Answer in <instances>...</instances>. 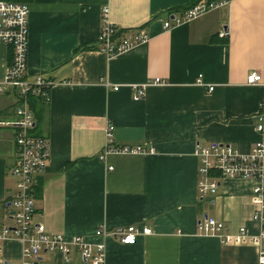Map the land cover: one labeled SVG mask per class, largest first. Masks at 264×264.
<instances>
[{
	"label": "crops",
	"instance_id": "crops-1",
	"mask_svg": "<svg viewBox=\"0 0 264 264\" xmlns=\"http://www.w3.org/2000/svg\"><path fill=\"white\" fill-rule=\"evenodd\" d=\"M23 1L29 6L26 73L54 82L48 100L33 96L31 106L29 98L33 134L50 147L45 169L32 179L34 220L67 238L103 241L105 264H258L254 245L224 244L196 229L205 216L232 231L264 228V218L252 220L253 179L224 178L214 193L200 195L193 151L197 144L223 143L247 153L264 142L254 121L264 91L245 82L252 70L264 74V0H228L170 29L164 21L199 0ZM104 4L118 33L143 29L148 40L110 57L97 49ZM10 59L11 49L0 44V78ZM155 78L166 84L134 97L130 85ZM9 98L0 94V119H15L17 98ZM106 121L114 145L140 144L153 152L100 159ZM0 128L1 227L11 225L6 200L14 190L16 127ZM128 225L151 233L134 244L94 235L99 227ZM21 246L9 238L0 255L19 263ZM33 262L88 264L77 252L66 258L60 251H41Z\"/></svg>",
	"mask_w": 264,
	"mask_h": 264
},
{
	"label": "built area",
	"instance_id": "built-area-1",
	"mask_svg": "<svg viewBox=\"0 0 264 264\" xmlns=\"http://www.w3.org/2000/svg\"><path fill=\"white\" fill-rule=\"evenodd\" d=\"M228 4V0H199L187 7L181 14L172 15L164 21V29L183 22H188L199 16ZM28 17L29 6L26 3L0 0V44L11 49V59L5 64L3 75L0 78V94H9L17 98L14 107L15 119H0V126L16 127L14 136L15 159L10 168L14 177L13 193L6 200L9 209L11 225L0 227V252L4 241L16 238L21 242V261L19 263L6 261L0 255V264H34V259L41 251H60L66 258L71 252H77L83 261L88 264H105L106 246L103 241L91 242L82 235H73L69 238L63 234L51 233L46 230L42 222L34 220L35 201L32 190V179L42 172L50 157L49 141L43 136L34 135V114L29 106V97L49 99V91L54 83L43 74L29 75L27 69L28 52ZM100 30L97 36L98 47L108 57L125 51L139 43L148 40V34L139 29L131 35H121L109 18V5L101 7ZM221 36H227L222 30ZM196 82L202 85L201 76ZM248 85H258L264 91V74L250 71L245 77ZM166 82L159 78L143 84L130 85L135 90L134 97L144 94L149 85H164ZM114 89H118L115 86ZM213 85L208 87V91ZM255 130L264 131V101L260 103L255 114ZM113 125L106 121L104 133L105 142L100 159L113 153H152V147L135 145L116 146L112 138ZM193 154L199 160L198 192L200 195L212 194L218 188L220 180L224 178L253 179L251 187V201L256 205L252 220L261 221L264 218V142L259 140L247 153H241L230 144L212 143L195 146ZM112 169V166H108ZM197 232L205 236H214L224 244L254 245L257 248V262L264 264V228L255 233L241 225L232 231L221 220L205 216L196 223ZM147 226L128 225L114 229L97 228L95 236L102 238L112 237L123 244H134L140 234H150Z\"/></svg>",
	"mask_w": 264,
	"mask_h": 264
},
{
	"label": "rangeland",
	"instance_id": "rangeland-1",
	"mask_svg": "<svg viewBox=\"0 0 264 264\" xmlns=\"http://www.w3.org/2000/svg\"><path fill=\"white\" fill-rule=\"evenodd\" d=\"M6 95H7V96L9 95V97H10L9 99H11V100L13 99V97H15V96L13 95V93H9V94H6ZM8 109H9L10 111L12 110L11 107L8 108ZM2 119L4 120V117H3ZM1 127H4V126H1ZM2 130H3V129L0 128V133H2Z\"/></svg>",
	"mask_w": 264,
	"mask_h": 264
},
{
	"label": "trees",
	"instance_id": "trees-1",
	"mask_svg": "<svg viewBox=\"0 0 264 264\" xmlns=\"http://www.w3.org/2000/svg\"><path fill=\"white\" fill-rule=\"evenodd\" d=\"M10 1H16V2H22V3H24V1L23 0H10ZM31 97H33V96H30L29 98H31ZM38 98H40V97H38ZM44 100V99H43ZM33 103H34V98H31V106L33 105ZM29 104V105H30Z\"/></svg>",
	"mask_w": 264,
	"mask_h": 264
},
{
	"label": "water",
	"instance_id": "water-1",
	"mask_svg": "<svg viewBox=\"0 0 264 264\" xmlns=\"http://www.w3.org/2000/svg\"><path fill=\"white\" fill-rule=\"evenodd\" d=\"M9 198V197H8Z\"/></svg>",
	"mask_w": 264,
	"mask_h": 264
}]
</instances>
